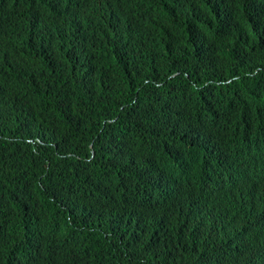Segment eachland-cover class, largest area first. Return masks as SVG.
Segmentation results:
<instances>
[{
    "label": "trees",
    "instance_id": "1",
    "mask_svg": "<svg viewBox=\"0 0 264 264\" xmlns=\"http://www.w3.org/2000/svg\"><path fill=\"white\" fill-rule=\"evenodd\" d=\"M176 2L0 0V264H264V0Z\"/></svg>",
    "mask_w": 264,
    "mask_h": 264
},
{
    "label": "clouds",
    "instance_id": "2",
    "mask_svg": "<svg viewBox=\"0 0 264 264\" xmlns=\"http://www.w3.org/2000/svg\"><path fill=\"white\" fill-rule=\"evenodd\" d=\"M120 1H122V4L117 10L109 9L105 5L99 3L96 5L80 7L78 11L84 16H90L94 11H98L102 14L113 13L122 21H124L128 25V27L135 33L142 34L145 33L141 26V22L143 20L152 19L153 23L160 30L172 20L174 12L177 8L176 0ZM256 218L259 226V231L255 238L254 244H257L259 242L260 236L264 233V204L256 209ZM262 251L264 252V248L262 249Z\"/></svg>",
    "mask_w": 264,
    "mask_h": 264
}]
</instances>
